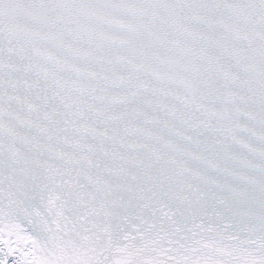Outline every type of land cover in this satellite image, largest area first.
<instances>
[{
    "label": "snow or ice",
    "instance_id": "1",
    "mask_svg": "<svg viewBox=\"0 0 264 264\" xmlns=\"http://www.w3.org/2000/svg\"><path fill=\"white\" fill-rule=\"evenodd\" d=\"M0 224L13 264H264V0H0Z\"/></svg>",
    "mask_w": 264,
    "mask_h": 264
},
{
    "label": "water",
    "instance_id": "2",
    "mask_svg": "<svg viewBox=\"0 0 264 264\" xmlns=\"http://www.w3.org/2000/svg\"><path fill=\"white\" fill-rule=\"evenodd\" d=\"M4 225L0 224V228H3ZM29 228V225L26 222L20 223V229H22V231L19 232V236L24 237V236H29L30 232L29 231H23V229H27ZM0 240H12V241H16L17 240V235H12L11 237L7 234V228H4V234L0 235ZM13 248L16 247H20V248H24L25 245L23 243V241H20L18 244H14L12 245ZM0 248L4 249V252L8 251V248L5 247L2 243H0ZM0 258H3L6 260V264H8V262H12L16 259H19V254L17 253H13L12 255H8L6 257L3 256V253H0Z\"/></svg>",
    "mask_w": 264,
    "mask_h": 264
},
{
    "label": "bare ground",
    "instance_id": "3",
    "mask_svg": "<svg viewBox=\"0 0 264 264\" xmlns=\"http://www.w3.org/2000/svg\"><path fill=\"white\" fill-rule=\"evenodd\" d=\"M9 264L11 263V262H8Z\"/></svg>",
    "mask_w": 264,
    "mask_h": 264
}]
</instances>
